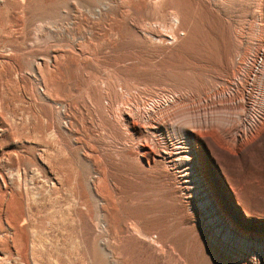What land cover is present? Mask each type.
<instances>
[{"label":"rangeland","instance_id":"374dc122","mask_svg":"<svg viewBox=\"0 0 264 264\" xmlns=\"http://www.w3.org/2000/svg\"><path fill=\"white\" fill-rule=\"evenodd\" d=\"M0 24L2 216L20 195L29 264H264V0H0ZM19 229L0 264H25Z\"/></svg>","mask_w":264,"mask_h":264},{"label":"bare ground","instance_id":"6f19581e","mask_svg":"<svg viewBox=\"0 0 264 264\" xmlns=\"http://www.w3.org/2000/svg\"><path fill=\"white\" fill-rule=\"evenodd\" d=\"M18 6V5H17ZM18 9V8H17ZM3 15V14H2ZM6 19V18H5ZM1 25V24H0ZM180 26V25H179ZM1 29V28H0ZM4 36V35H3ZM18 44V43H17ZM11 50V49H10ZM36 69L35 70H37V77H39V79H40V83L42 84V86H43V91H42V95L43 96H46V97H49L48 96V94L51 92V88H53V85H54V81H53V79H52V76L50 75V67H49V64L47 63V62H42V67H41V65L39 64L37 67H35ZM26 71V70H25ZM60 71V70H59ZM52 72V71H51ZM1 76V75H0ZM54 76V75H53ZM57 79V78H56ZM2 80V79H1ZM57 81V80H56ZM2 83V82H1ZM56 84V83H55ZM1 87H2V85H1ZM61 88V87H60ZM2 89V88H1ZM1 89H0V91H1ZM53 90V89H52ZM50 91V92H49ZM1 93V92H0ZM1 95V94H0ZM49 95H51V94H49ZM42 96V97H43ZM51 97V96H50ZM14 99V98H13ZM125 116L127 117V115H126V112H125ZM239 131V130H238ZM237 131V132H238ZM251 131V128H249V130H243V131H240L239 133V140H242L244 137H246L247 136V134H248V132H250ZM236 132V133H237ZM9 133V132H8ZM13 133V132H12ZM236 133L234 134V136H232L231 137V139H233L234 141L235 140H237L236 139ZM238 134V133H237ZM12 135V134H11ZM24 136V135H23ZM2 139V138H1ZM3 141V140H2ZM233 141V142H234ZM2 143V142H1ZM235 143V142H234ZM240 143V142H239ZM233 144V143H232ZM235 145V144H234ZM145 150H146V152L145 153H147L149 156H151V157H154L156 154H154L153 152H152V150H151V148L149 147V146H146L145 147ZM6 153V152H5ZM168 155V157L171 159V161H170V164L173 166V167H176V166H178L179 164H178V159H175V158H173L172 159V154H167ZM157 156H159V157H161V155H160V152L157 154ZM182 159H181V161L182 160H184V158L183 157H181ZM10 159V158H9ZM162 159H164V157H162ZM49 161V160H48ZM19 164V163H18ZM193 167H196V163L195 162H193ZM197 168V167H196ZM198 169V168H197ZM4 175V174H3ZM0 177H2L1 176V174H0ZM2 178H4V177H2ZM1 178V179H2ZM2 181H3V179H2ZM4 183V182H3ZM197 183H199V186H201V188L203 189V191L204 192H206L207 194H210V190L208 189V188H206V187H208V182H207V180H206V178H204V175H202V173L200 172V170H199V177H198V179H197ZM25 194V193H24ZM11 195V194H10ZM22 196V195H21ZM26 196V195H25ZM14 197V198H13ZM28 198V197H27ZM11 199H13L12 200V202L10 201V203H12V207H10L11 208V211H10V214L7 216L6 215V217H3L2 216V214H4L5 213V211L7 210V208H8V204L9 203H6L5 204V201H6V199H5V194H4V192L1 190V188H0V230H2V229H4V227L5 226H14V227H16V228H18V227H20L21 229H19V231H21V234H19V239L21 240V243H22V245L21 246H23V251L22 252H18L17 250H14L13 248H12V245L9 243V240H8V238H5V243L6 244H4V246H5V252H6V258L7 259H10V260H12L13 258H14V256L15 255H17V257H19L25 264H29V258H28V256H27V254H26V249H27V237H26V234L23 232L24 231V228H23V226H22V224H24V222H26V220L28 219V217H27V214H26V212H25V210H24V208H23V204H22V201L20 200V195H13V196H11V198L9 199V200H11ZM28 200H29V198H28ZM80 201V200H79ZM83 201V200H82ZM87 201V200H86ZM8 202V201H7ZM28 202V201H27ZM29 204V203H28ZM32 206V205H31ZM25 207H26V204H25ZM78 207V206H77ZM39 208V207H38ZM33 209V208H32ZM45 210V209H44ZM76 210V209H75ZM30 211V210H29ZM45 213V212H44ZM8 214V213H7ZM78 214V213H77ZM108 214V213H107ZM39 215H40V213H39ZM75 215H76V213H75ZM52 216V215H51ZM44 217V216H43ZM49 217V216H48ZM77 217H78V215H77ZM105 217V216H104ZM113 217V216H112ZM27 218V219H26ZM35 218V217H34ZM51 219V218H50ZM53 220V219H52ZM112 220H113V218H112ZM113 222H114V220H113ZM128 222V221H127ZM32 223V222H31ZM221 223H223V224H227V223H225V221H222ZM31 225V224H30ZM108 225V224H107ZM116 225V224H115ZM126 225V224H125ZM130 226V225H129ZM33 227H34V225H33ZM31 228V227H30ZM27 229V228H26ZM37 229V228H36ZM110 228H108V230H109ZM32 230H35V228L34 229H32ZM117 231H118V229H116ZM28 231V230H27ZM36 231V230H35ZM128 231V230H127ZM35 233H37V232H35ZM112 233V232H111ZM239 233H240V235H242V236H247V235H249L248 233L247 234H245L244 233V231H242V230H239ZM34 235V234H33ZM37 235V234H36ZM29 236V235H28ZM120 236V235H119ZM36 239H37V236L35 237ZM42 238V237H41ZM30 240V239H29ZM44 240V239H43ZM262 244L260 245V248H259V246H257V248H256V246L255 245H253V244H251V243H249V244H247L246 245V248H247V250L248 251H254V252H257V253H260V251H262L263 252V255H264V235L262 236ZM3 242L1 241V238H0V245L2 244ZM31 243V242H30ZM29 243V244H30ZM34 243H35V241H34ZM40 243V246H42L41 245V243L42 242H39ZM36 244H37V242H36ZM33 244L31 243V246H32ZM39 246V245H38ZM37 246V247H38ZM36 247V246H35ZM46 247V246H45ZM44 247V248H45ZM21 249H22V247H20ZM31 248V247H30ZM226 250H228L232 255H233V262H237V263H240V262H244V263H247V264H260V262H259V260H257V261H254V260H252L251 262L249 261V259H248V256H247V254H245L244 252H241V251H237V250H235L234 248H232V247H230V246H226V247H224ZM34 250V249H33ZM20 251V250H19ZM29 251V250H28ZM37 251V250H36ZM39 251V250H38ZM43 251H44V249H43ZM31 253H33V252H31ZM1 255V254H0ZM31 255V254H30ZM35 255V254H34ZM38 255V254H37ZM36 255V256H37ZM33 256V255H32ZM35 256V257H36ZM41 257V256H40ZM43 258V257H42ZM48 259V258H47ZM0 260H1V256H0ZM35 260V259H34ZM43 260V259H42ZM232 261V260H231ZM11 264H15V263H11Z\"/></svg>","mask_w":264,"mask_h":264}]
</instances>
